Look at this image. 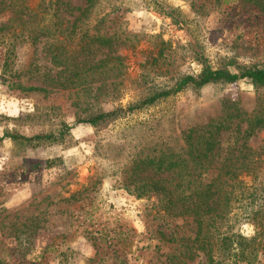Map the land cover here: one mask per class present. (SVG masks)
I'll return each instance as SVG.
<instances>
[{
	"label": "rangeland",
	"instance_id": "obj_1",
	"mask_svg": "<svg viewBox=\"0 0 264 264\" xmlns=\"http://www.w3.org/2000/svg\"><path fill=\"white\" fill-rule=\"evenodd\" d=\"M2 25L0 136L63 133L0 140V264H216L222 250L200 249L190 218L125 188L132 157L177 150L190 128L215 120L226 158L212 165L234 189L205 235L255 236L254 264H264V126L244 135L253 112L264 114V87L208 83L97 126L75 123L198 73V54L215 68L264 64V0H0Z\"/></svg>",
	"mask_w": 264,
	"mask_h": 264
},
{
	"label": "trees",
	"instance_id": "obj_2",
	"mask_svg": "<svg viewBox=\"0 0 264 264\" xmlns=\"http://www.w3.org/2000/svg\"><path fill=\"white\" fill-rule=\"evenodd\" d=\"M84 1L91 5L94 0ZM160 6L164 15L175 21L173 16L175 11L167 10L163 5ZM5 29L3 25L0 26V32ZM91 40H89L90 43H92ZM99 45L102 43L99 42ZM196 60L201 65L198 73L183 75L172 86L156 89L140 100L128 104L124 110L98 112L87 119L78 118L75 123L85 122L97 126L123 113H132L154 105L188 87L197 90L208 83L228 85L247 80L255 88L264 87V64L245 65L231 61L227 63V66H232L230 70L227 66L218 68L211 66L201 54L197 55ZM215 121H210L207 125L198 128H190L184 135L183 145L177 150L161 146L158 150L146 149V153L136 154L132 157L133 167L132 175H130L132 177L130 183L133 187L126 185L125 188L136 197H153L164 213L171 214L175 211L179 216L190 218L195 225L193 241L199 243L201 239H204L205 244L200 249H209V252L211 249L222 250L221 259L216 264H223L233 257H238V260L240 262L242 260L244 264H254L259 246L255 236L246 238L236 232H221L215 237L216 241L211 242L214 236L208 237L204 232V228L208 227L215 218H222L224 213H228L227 209L230 207L234 189L233 185L230 186V190L226 187L227 182L231 180L227 176L231 173L226 171L221 173L220 168L215 164L212 165L214 158L219 160L226 158V154H221L219 151L222 141L218 139L226 126L222 120ZM262 126H264V114L255 110L248 120L244 135L248 137L256 128ZM68 128L64 127V129ZM62 133V130H59L56 133L26 137L6 132L0 136V140L10 139L24 143L35 140L56 142L62 137ZM143 171H148L149 175L138 178L139 173ZM163 174H167L168 177ZM235 177L236 174L233 179ZM201 178L204 179L203 182ZM205 245H208V248H205ZM212 245H215V248ZM207 255L208 260L213 261L211 253Z\"/></svg>",
	"mask_w": 264,
	"mask_h": 264
}]
</instances>
